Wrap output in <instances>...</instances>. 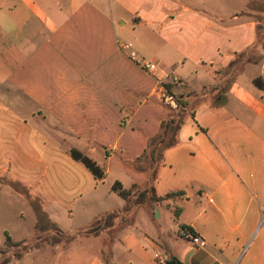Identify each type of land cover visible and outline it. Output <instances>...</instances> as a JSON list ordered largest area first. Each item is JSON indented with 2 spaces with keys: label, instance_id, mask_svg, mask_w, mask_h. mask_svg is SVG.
I'll return each mask as SVG.
<instances>
[{
  "label": "crops",
  "instance_id": "obj_1",
  "mask_svg": "<svg viewBox=\"0 0 264 264\" xmlns=\"http://www.w3.org/2000/svg\"><path fill=\"white\" fill-rule=\"evenodd\" d=\"M251 2L0 0V175L67 235L121 212L97 236L41 253L55 251L57 264H159V255L167 264H264V41ZM258 14L264 22L263 6ZM185 42L203 45L196 57L182 53ZM131 51L155 53L157 71ZM253 65L259 75L248 79ZM197 75L212 82L191 87ZM156 80L186 100L178 143L162 150L153 186L157 196H183L127 214L112 186H145L136 163L176 111ZM182 226L205 246L181 238Z\"/></svg>",
  "mask_w": 264,
  "mask_h": 264
},
{
  "label": "rangeland",
  "instance_id": "obj_2",
  "mask_svg": "<svg viewBox=\"0 0 264 264\" xmlns=\"http://www.w3.org/2000/svg\"><path fill=\"white\" fill-rule=\"evenodd\" d=\"M258 1L259 0H252L251 3L252 6L257 9L256 18L257 21L260 20L261 22L258 28L260 35L259 39L261 42H263L264 22L262 21L258 12L262 6L264 7V4H260ZM202 46L203 45L201 43L198 45H193L186 42L180 45L182 48V53L187 54L191 58H194L199 54L200 47L202 48ZM141 57L151 61L154 60L156 55L155 53H149ZM177 66L179 69L182 67L181 64H178ZM259 72V66H250L247 69L246 78L249 79L258 76ZM199 78L202 80H199ZM194 79L195 83H191V87L194 88L196 87V82H200L201 84H210L212 82V78L208 76L197 75ZM170 86L172 91L177 95L187 94L185 85L176 87L174 84H171ZM183 100H186V98L184 97ZM172 138L173 134L171 133L164 144L157 146L154 152V162L151 161L150 153L148 152L147 155L142 157V159L136 163L138 169L144 170L145 174L147 175V181L145 184L146 187L149 185L151 175L160 161L162 150L165 144L170 142ZM115 158L117 159L116 156ZM41 206L42 204L40 201L38 204L33 203L32 198L28 195L23 186L15 185L14 182L8 181L7 178L0 175V264H57V256H53L55 251L52 249L50 250V248H46V252H40L41 248L53 246L49 242H44V239L57 233L55 227L52 226L53 229L49 228L48 223H46V221L41 218ZM167 218L169 219V222L172 223L174 221V214H167ZM138 221L140 222L141 218H139ZM78 224L79 223L76 222L75 227L78 226ZM7 235L11 237L13 243L30 242L32 245L36 244V247L31 253H29V255L22 254L20 248L7 246ZM51 256H53V258H50ZM6 261L8 262L6 263Z\"/></svg>",
  "mask_w": 264,
  "mask_h": 264
},
{
  "label": "trees",
  "instance_id": "obj_3",
  "mask_svg": "<svg viewBox=\"0 0 264 264\" xmlns=\"http://www.w3.org/2000/svg\"><path fill=\"white\" fill-rule=\"evenodd\" d=\"M263 47H264V43H263ZM240 56H241V54L239 55V57ZM235 63H236V60H234L231 63L230 68H232ZM254 83H255V85H257L260 88L263 87V84L259 78H256L254 80ZM166 89H167V87H166ZM167 91L169 93H171L168 89H167ZM171 94L176 99L178 106L180 108L177 109L176 111H174L173 117H171L170 119L165 120L161 123V133L158 135V137L152 143V145H151L152 147H150L148 150V152L150 153V159L152 162H154V160H155V153H154L155 149L157 148V146L164 144L165 141L169 138V135L171 133L173 134V138L170 142L165 144L163 149L172 147L178 143V139H177L178 130L180 129L181 124L184 121V110L182 108L184 106V102L182 99H180L179 97H177L173 93H171ZM71 154H72L74 159L82 161L83 164L93 173L94 177L97 180H102L105 177V173L102 171V169L98 166V164L95 161H93L92 159L82 155L79 151L74 150V149L72 150ZM156 168H157V166H156ZM156 174H157V171L155 169L151 175L149 185L147 187L144 186L141 188L138 185H133L131 188L125 189L120 182H116L112 186V189L115 192H117L122 197V199L125 201V206H124L122 212L129 214L135 208H137L139 206H143V205L145 206V205H151V204L162 205V204H164V202L166 200H169V199L174 198L176 196H178V197L183 196L182 192L168 193L167 195H165L163 197L157 196V194L154 190V186H153V181L156 177ZM120 213L121 212H118V211L111 212L105 218H103L101 220L100 224L92 226L86 230H82L75 235H67V234L57 230V233L55 235H53V236L51 235V236L47 237L46 239H44V242H49L52 245H55V244L63 242V241L69 242V241L77 238L78 236H90V235L97 236L101 231H104L108 228H111L113 226V221H115V219H117L120 216ZM175 214H176L175 216L178 217V213L176 212ZM183 227L184 226H182L181 228H183ZM6 243H7L8 247L20 248L22 254H26V253L30 252L31 250L35 249V247H36V244L32 245L30 242H28V243H13L12 239L9 235H7ZM7 262L8 261H6V263Z\"/></svg>",
  "mask_w": 264,
  "mask_h": 264
},
{
  "label": "built area",
  "instance_id": "obj_4",
  "mask_svg": "<svg viewBox=\"0 0 264 264\" xmlns=\"http://www.w3.org/2000/svg\"><path fill=\"white\" fill-rule=\"evenodd\" d=\"M125 49H130L131 44L124 45ZM129 57L132 61H134L137 65L141 66L145 70H147L149 73H155L158 69V66L153 61H148L142 57H139L135 52L131 51L129 54ZM157 86L160 90V95L164 103H166L168 106L172 107L173 109L177 110L179 108L178 103L174 96L169 93L164 86L163 82L161 80H156ZM179 236L183 238L184 240H187L194 244L195 246H205L206 242L205 240L201 239L195 231L192 228L189 227H183L179 230ZM159 264H167V259L159 255L157 257Z\"/></svg>",
  "mask_w": 264,
  "mask_h": 264
},
{
  "label": "water",
  "instance_id": "obj_5",
  "mask_svg": "<svg viewBox=\"0 0 264 264\" xmlns=\"http://www.w3.org/2000/svg\"><path fill=\"white\" fill-rule=\"evenodd\" d=\"M169 264H173V263H169Z\"/></svg>",
  "mask_w": 264,
  "mask_h": 264
}]
</instances>
